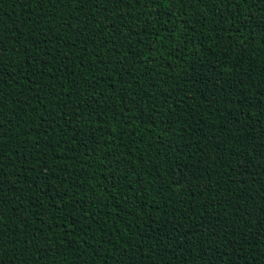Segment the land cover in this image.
I'll use <instances>...</instances> for the list:
<instances>
[{
	"label": "trees",
	"instance_id": "1",
	"mask_svg": "<svg viewBox=\"0 0 264 264\" xmlns=\"http://www.w3.org/2000/svg\"><path fill=\"white\" fill-rule=\"evenodd\" d=\"M0 264H264V0H0Z\"/></svg>",
	"mask_w": 264,
	"mask_h": 264
}]
</instances>
